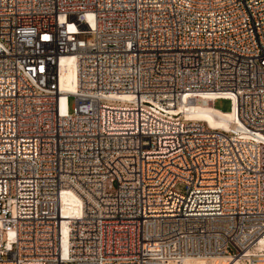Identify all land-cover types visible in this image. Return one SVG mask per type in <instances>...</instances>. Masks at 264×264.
Wrapping results in <instances>:
<instances>
[{
	"label": "built area",
	"instance_id": "built-area-1",
	"mask_svg": "<svg viewBox=\"0 0 264 264\" xmlns=\"http://www.w3.org/2000/svg\"><path fill=\"white\" fill-rule=\"evenodd\" d=\"M262 237L264 0H0V264H264Z\"/></svg>",
	"mask_w": 264,
	"mask_h": 264
},
{
	"label": "bare ground",
	"instance_id": "bare-ground-1",
	"mask_svg": "<svg viewBox=\"0 0 264 264\" xmlns=\"http://www.w3.org/2000/svg\"><path fill=\"white\" fill-rule=\"evenodd\" d=\"M60 85L63 90H73V71L67 58L61 59ZM211 96L200 95L193 101L181 102L178 109L185 112L186 116L192 119L205 121L212 128H227L229 123L234 121L235 113L231 110L225 112L214 107ZM77 205L76 197L71 193L62 195L61 207L64 212H71ZM260 246H264V237L259 241ZM223 260V259H220ZM192 264H215L216 261L204 257H195L190 259Z\"/></svg>",
	"mask_w": 264,
	"mask_h": 264
},
{
	"label": "rangeland",
	"instance_id": "rangeland-1",
	"mask_svg": "<svg viewBox=\"0 0 264 264\" xmlns=\"http://www.w3.org/2000/svg\"><path fill=\"white\" fill-rule=\"evenodd\" d=\"M73 97L68 98V109L72 111V104H73ZM215 108L220 109L222 111H229L230 110V101L225 99H217L213 102Z\"/></svg>",
	"mask_w": 264,
	"mask_h": 264
}]
</instances>
